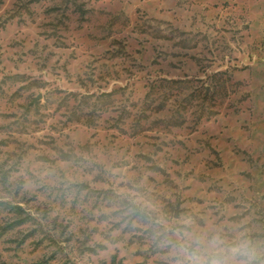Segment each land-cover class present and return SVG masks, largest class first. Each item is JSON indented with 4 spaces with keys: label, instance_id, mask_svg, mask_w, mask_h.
<instances>
[{
    "label": "rangeland",
    "instance_id": "1",
    "mask_svg": "<svg viewBox=\"0 0 264 264\" xmlns=\"http://www.w3.org/2000/svg\"><path fill=\"white\" fill-rule=\"evenodd\" d=\"M237 252L264 264V0H0V264Z\"/></svg>",
    "mask_w": 264,
    "mask_h": 264
},
{
    "label": "clouds",
    "instance_id": "2",
    "mask_svg": "<svg viewBox=\"0 0 264 264\" xmlns=\"http://www.w3.org/2000/svg\"><path fill=\"white\" fill-rule=\"evenodd\" d=\"M214 246V242H213ZM187 264H252L251 257L244 252L234 253L232 258L228 256H216L211 254L192 255Z\"/></svg>",
    "mask_w": 264,
    "mask_h": 264
}]
</instances>
